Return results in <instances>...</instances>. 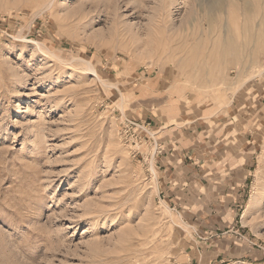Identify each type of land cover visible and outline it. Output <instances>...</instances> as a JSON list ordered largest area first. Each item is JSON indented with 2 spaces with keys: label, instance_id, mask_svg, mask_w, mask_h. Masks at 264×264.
I'll list each match as a JSON object with an SVG mask.
<instances>
[{
  "label": "rangeland",
  "instance_id": "obj_1",
  "mask_svg": "<svg viewBox=\"0 0 264 264\" xmlns=\"http://www.w3.org/2000/svg\"><path fill=\"white\" fill-rule=\"evenodd\" d=\"M0 264H264V0H0Z\"/></svg>",
  "mask_w": 264,
  "mask_h": 264
},
{
  "label": "crops",
  "instance_id": "obj_2",
  "mask_svg": "<svg viewBox=\"0 0 264 264\" xmlns=\"http://www.w3.org/2000/svg\"><path fill=\"white\" fill-rule=\"evenodd\" d=\"M163 135L168 136L169 138L167 137L166 139L168 140L165 141L164 139V143L162 142L164 152L162 154L163 156L159 158L161 159V166L165 167L168 171L174 169L173 172L178 173L182 167L179 166L178 160L173 159L176 152L175 150L182 149L183 147L185 148L187 145L185 143L184 146L181 144L179 146L177 145V142H182V140L179 139V131H176V128L165 131ZM210 147L211 146L205 143V147L201 146V148H199L200 151H194L195 153L199 152V155L195 154V161H191L190 164L187 165L189 170L190 168H193V172L190 171L189 173L192 174L193 177H188L191 186L187 194L190 193L194 197H197L202 201L208 200V202L213 200H224L227 195H232L236 198L240 193L237 189L239 186L237 184L239 179H235L232 176L227 178V176L219 175L222 162L211 155L212 149ZM183 181L182 178L179 180V188L181 189L183 188L181 185ZM231 189L235 190L232 191ZM176 190V192L179 193V189ZM201 245L203 248L201 256H203L202 258L206 261L211 259L214 255H212V252L208 251V247L213 249L218 248L219 250H222V247H226L224 243H214L213 241H211V243H201ZM194 257L201 260L197 254H194Z\"/></svg>",
  "mask_w": 264,
  "mask_h": 264
},
{
  "label": "bare ground",
  "instance_id": "obj_3",
  "mask_svg": "<svg viewBox=\"0 0 264 264\" xmlns=\"http://www.w3.org/2000/svg\"><path fill=\"white\" fill-rule=\"evenodd\" d=\"M90 69L96 73L95 69L93 67H90ZM97 74V73H96ZM99 77V76H98ZM152 166H153V163H152ZM90 223V222H89Z\"/></svg>",
  "mask_w": 264,
  "mask_h": 264
}]
</instances>
